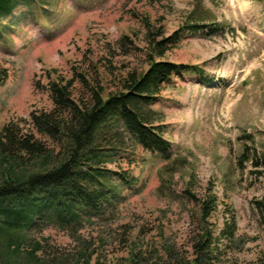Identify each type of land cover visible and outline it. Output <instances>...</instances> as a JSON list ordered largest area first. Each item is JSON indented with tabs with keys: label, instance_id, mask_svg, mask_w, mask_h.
<instances>
[{
	"label": "rangeland",
	"instance_id": "rangeland-1",
	"mask_svg": "<svg viewBox=\"0 0 264 264\" xmlns=\"http://www.w3.org/2000/svg\"><path fill=\"white\" fill-rule=\"evenodd\" d=\"M51 10L41 23L18 21L16 13L0 40V68L7 72L0 129L19 122L29 130L21 120L51 109L46 86L56 75L81 74L111 89L129 73H144L151 39L178 34L179 42L156 60L200 75L172 77L153 106L172 145V167L142 149L121 152L106 166L114 187L108 201L84 210L79 224L61 225L47 214L28 229L30 246L42 248L37 258L47 264H185L209 235L212 264H259L264 0H53ZM189 25L205 29L190 34ZM74 90V96L87 93L79 81ZM120 175L132 184L121 183ZM212 198L216 208L204 218L202 204ZM232 218L233 233L220 235ZM18 264L35 262L22 257Z\"/></svg>",
	"mask_w": 264,
	"mask_h": 264
},
{
	"label": "trees",
	"instance_id": "trees-1",
	"mask_svg": "<svg viewBox=\"0 0 264 264\" xmlns=\"http://www.w3.org/2000/svg\"><path fill=\"white\" fill-rule=\"evenodd\" d=\"M52 1L0 0V40L11 29L16 13L18 21L41 23L52 13ZM185 29L196 34L205 27ZM178 37L175 33L161 41L151 39L148 69L127 74L111 89L106 84H89L81 74L76 79L56 75L46 86L51 109L33 111L28 122L21 120L29 124V130L19 122L0 129V264H18L22 257L47 264L37 258L40 245L30 246L28 229L47 214L61 225L79 224L84 210L108 201L114 187L106 181L112 173L106 166L116 163L121 152L142 149L172 167V145L164 138L160 113L153 106L172 77L200 75L195 68L156 60L164 57L168 44L179 42ZM6 77V70L0 68V85ZM76 81L87 93L74 96ZM128 179L120 175L119 181L131 185L133 180ZM256 204L264 215V200ZM215 208L214 198L204 202L203 217ZM228 226L220 235L233 233V218ZM211 246L207 235L194 247L195 258L185 264H212ZM259 264H264V252Z\"/></svg>",
	"mask_w": 264,
	"mask_h": 264
}]
</instances>
